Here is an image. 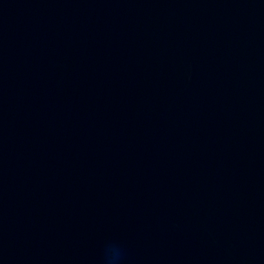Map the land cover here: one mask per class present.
I'll list each match as a JSON object with an SVG mask.
<instances>
[{"label":"water","instance_id":"1","mask_svg":"<svg viewBox=\"0 0 264 264\" xmlns=\"http://www.w3.org/2000/svg\"><path fill=\"white\" fill-rule=\"evenodd\" d=\"M264 264V0H0V264Z\"/></svg>","mask_w":264,"mask_h":264},{"label":"clouds","instance_id":"2","mask_svg":"<svg viewBox=\"0 0 264 264\" xmlns=\"http://www.w3.org/2000/svg\"><path fill=\"white\" fill-rule=\"evenodd\" d=\"M123 250L120 246L108 245L103 254V264H122Z\"/></svg>","mask_w":264,"mask_h":264}]
</instances>
